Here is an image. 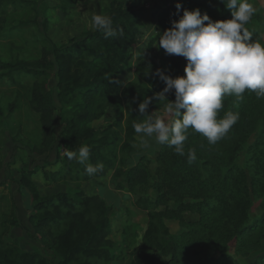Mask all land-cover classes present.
Segmentation results:
<instances>
[{"label":"rangeland","instance_id":"1","mask_svg":"<svg viewBox=\"0 0 264 264\" xmlns=\"http://www.w3.org/2000/svg\"><path fill=\"white\" fill-rule=\"evenodd\" d=\"M32 6L18 12L13 11L8 16L7 23L12 25L23 24L18 20H26L19 35H9L0 39V57L14 58L23 49L22 43L30 44L44 35L58 47L70 46L79 40L83 34L94 30L91 18L95 14H109L110 0H32ZM124 7L135 12L140 18V25H131L126 28V35H119L113 40L115 49H104L96 44V51L108 62L109 73L107 87L100 97L95 118L88 126L95 130V134L84 140L82 145L90 148V157L87 163L103 164V170L97 175H88L85 165L67 159L61 130L65 118H69L73 106L78 98L63 94L65 88L58 85L59 75L56 65L49 75V85L53 91V98L58 106L54 114V130L56 139L43 155L30 150L27 145L26 133L21 130L19 123L33 122L29 120L32 112L26 104L28 92L27 81H16L7 84L0 81V108L3 115L0 117V194H6V199L0 200V212H4L9 222L8 227L0 232V238L5 241V247L14 249L15 259L24 251L40 253L49 258L51 264H152L151 256L156 258L157 264L166 262L172 255L168 243L170 235H178L177 242L184 243L191 236H197L202 230L198 224L199 214L194 210L184 211L179 215L164 213L161 224L154 220L153 212L166 207H173L174 199L167 204L149 205L142 199L141 205L136 202L131 190L136 189L137 195H145L149 199L155 198V189H144L137 184H129L123 171L133 168L137 164H148L152 169L157 152L164 145L157 144L154 138L148 140L149 147H140V137L133 128L134 122H143L147 115H139L137 97L140 94L153 96L155 93L136 77L137 61L142 56L156 55L160 58L162 68H171V55L165 54L162 48H157L159 37L156 11L160 7L168 6L173 2H181L186 9L199 8L201 14L207 13L213 21L220 20V15L226 10L219 2L212 0H120ZM261 14L258 21L248 22L245 27L256 36L257 41L264 44V0H249ZM14 16V17H13ZM38 19L37 22L33 21ZM46 24H42V20ZM10 29V28H9ZM128 33V34H127ZM256 40L255 38H253ZM31 45V44H30ZM33 45V44H32ZM29 51L24 52L28 58L36 54L34 46H27ZM25 50V48H24ZM184 72L186 59L176 56ZM62 94V100L59 97ZM76 96V95H75ZM169 100H174L167 97ZM17 100V106L12 113H8V104ZM155 103L151 113L155 111L163 114L164 102ZM25 127L24 129H26ZM238 137L240 134H237ZM254 133L243 137L245 144L250 142ZM233 137V136H232ZM231 136L222 138L220 143L230 142ZM246 146V145H244ZM246 148V147H245ZM78 151V150H76ZM209 156V155H207ZM143 158H146L142 160ZM237 164L248 170L247 153L241 150L237 157ZM30 172L31 181L37 187L42 197L63 194L74 200L84 197L96 196L98 202L105 204L103 211L98 202L89 201L88 211L94 222L100 218L107 220V227L92 243L87 252L68 254V248L45 245L39 240L33 222L29 219L31 214L41 215L45 209L38 212L33 208L32 195L28 187L23 185V174ZM121 184V185H119ZM264 196L254 199L251 215L261 217L264 223ZM147 204V205H145ZM52 204L47 210H52ZM16 217L13 222L12 214ZM209 212L207 218L212 217ZM159 217V216H158ZM152 223V225H151ZM206 230V229H205ZM222 228L216 234L221 236ZM80 227L74 229L73 235H79ZM225 234V233H224ZM258 233L246 240L255 241ZM228 240V239H227ZM227 240L219 242V252H226L233 256L239 264H264V241L250 246L244 251L235 252ZM233 248V247H232ZM247 250V251H246ZM217 252V253H219ZM236 262V264H238Z\"/></svg>","mask_w":264,"mask_h":264},{"label":"trees","instance_id":"2","mask_svg":"<svg viewBox=\"0 0 264 264\" xmlns=\"http://www.w3.org/2000/svg\"><path fill=\"white\" fill-rule=\"evenodd\" d=\"M212 1L214 3L218 1L222 8L225 7L220 0ZM33 3L32 0H0V39L22 32V25L26 20H18V23L23 24L10 26L7 17L11 16L13 11L18 12L17 9L19 11L29 9ZM177 3L182 5L179 12L176 9ZM183 9L184 5L179 1L158 8L156 11L158 32L155 37H159L170 28L171 22L183 14ZM108 16L112 18L113 27L122 30V34L118 32L116 37L105 39L103 32L91 30L68 47H58L44 35L30 43L31 45L23 42V49L14 58L0 57V81L3 80L7 84L16 81L29 83L26 104L33 114L29 117L33 126L29 128V122L19 125L26 133V143L32 152L43 155L56 139L53 116L58 106L49 85V75L55 65L60 74L58 85L65 88L63 94L70 93L78 98L70 117L65 118L63 122L61 133L65 147L68 151H76L84 140L95 134V130L88 126V123L96 116L95 111L107 87L109 73L108 62L98 55L96 44L107 50L115 49L112 44L114 39L119 35H126V32H129L126 30L128 26L141 24L135 12L124 7L120 0L109 1ZM219 18L230 19V10L226 9ZM260 19L261 14L256 12L249 22ZM37 20L36 18L33 21ZM42 24H46L45 19L42 20ZM253 38L257 41L256 36L253 35ZM27 46H34L36 54L31 58L23 55L29 51ZM159 60L158 56L151 55L146 58L141 56L137 61L136 77L154 92H159L164 87V83L154 75L157 69L173 77L185 74L174 55H171V68H162ZM58 95L62 100V94ZM166 96L174 99V91L167 93ZM144 97L147 95L140 94L137 97V104ZM223 105L218 118H222L226 112L239 115L238 121L227 134L233 136L230 142L220 145L217 142L211 145L204 136L189 129L187 140L184 142L185 156L177 155L173 148L164 145L157 152L152 169L148 165L151 162L147 159L146 163L137 164L123 171L132 187L137 183L144 189L150 187L157 192L155 198L149 199L145 195H137L136 189L131 190L140 205L142 199L148 200L147 204L153 206L167 204L169 199H174L173 207L167 206L165 210L160 209L152 213L154 220L160 224L166 212L179 215L184 211L194 210L199 214L198 224L203 227L201 232L197 236H191L184 243L177 242L178 235H170L167 244L172 255L161 264H236L238 261L233 256L217 250H220V241L228 239V243L233 245L231 249L235 252H242L250 246L257 245L260 239L264 241V223L262 224L261 217L251 215L254 199L257 196H264V98L257 99L254 92L246 91L243 99H238L235 95L225 96ZM16 106L17 100L9 102L8 113H12ZM154 106L153 101L148 109ZM3 113L0 108V117ZM25 127L27 128L24 129ZM252 133H254L252 140L245 144L243 137ZM191 149L195 150L197 158L189 163L187 152ZM241 150H245L247 161L250 163L247 171L236 162ZM144 159L146 158L142 157V160ZM22 179L23 185L31 192L36 212L45 209L41 215L34 213L29 216L39 240L47 246L49 244L66 247L69 255L78 251L88 252L97 236L107 227L105 218L101 217L96 223L91 215L86 213L89 201L95 202L96 205L98 198L84 197L78 201L63 194L42 197L31 181L30 172L24 173ZM4 199L6 194H0V200ZM52 204L54 205L52 210H47ZM98 204L104 211L105 204L101 200ZM209 212L214 215L207 218ZM10 213L12 221L17 223L14 220L15 213ZM261 216L264 217V214ZM8 225L5 213L0 212V232ZM77 227H80V232L74 236V229ZM220 228L221 236L216 234ZM254 233H258L255 241L244 238ZM5 246V241L0 238V264L52 263L49 258L31 251H24L15 259L14 249ZM157 257L151 256L150 262L157 264ZM83 264L89 263L86 261Z\"/></svg>","mask_w":264,"mask_h":264},{"label":"clouds","instance_id":"3","mask_svg":"<svg viewBox=\"0 0 264 264\" xmlns=\"http://www.w3.org/2000/svg\"><path fill=\"white\" fill-rule=\"evenodd\" d=\"M220 3L230 10V19L213 21L207 13L201 14L199 8H185L179 19L173 20L171 27L159 36L157 48L167 55L182 56L187 63L184 75L173 77L161 69L154 73L164 87L138 104V113L147 115L143 122L133 123L140 147H149L148 140L154 138L157 144L167 145L177 155L185 156L184 142L189 129L214 145L227 136L239 119L238 113L233 112L218 118L225 96L243 99L248 91L254 92L257 99L264 98V44L253 40V33L245 27L257 9L249 0H220ZM181 8L177 3V12ZM91 26L103 32L105 39L116 37L118 32L122 34L107 15H93ZM173 91L175 99L169 100L166 94ZM153 101L164 102L163 114L148 112ZM65 155L70 161L84 164L88 175L103 170L102 163H87L90 148L86 145L78 151H66ZM196 158L194 149L187 152L189 163Z\"/></svg>","mask_w":264,"mask_h":264}]
</instances>
